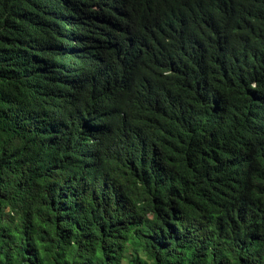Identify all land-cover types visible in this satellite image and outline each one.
Returning a JSON list of instances; mask_svg holds the SVG:
<instances>
[{
    "label": "trees",
    "instance_id": "16d2710c",
    "mask_svg": "<svg viewBox=\"0 0 264 264\" xmlns=\"http://www.w3.org/2000/svg\"><path fill=\"white\" fill-rule=\"evenodd\" d=\"M0 264H264V0H0Z\"/></svg>",
    "mask_w": 264,
    "mask_h": 264
}]
</instances>
